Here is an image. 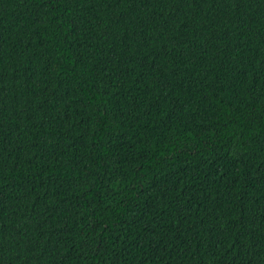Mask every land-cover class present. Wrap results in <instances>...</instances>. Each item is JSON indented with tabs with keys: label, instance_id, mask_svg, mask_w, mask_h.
<instances>
[{
	"label": "trees",
	"instance_id": "1",
	"mask_svg": "<svg viewBox=\"0 0 264 264\" xmlns=\"http://www.w3.org/2000/svg\"><path fill=\"white\" fill-rule=\"evenodd\" d=\"M0 264H264V0H0Z\"/></svg>",
	"mask_w": 264,
	"mask_h": 264
}]
</instances>
